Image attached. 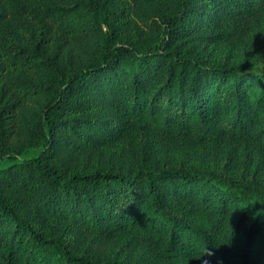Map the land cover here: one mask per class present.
<instances>
[{
	"label": "trees",
	"instance_id": "16d2710c",
	"mask_svg": "<svg viewBox=\"0 0 264 264\" xmlns=\"http://www.w3.org/2000/svg\"><path fill=\"white\" fill-rule=\"evenodd\" d=\"M263 6L0 0V264H150L81 248L124 234L167 264H264V51L206 54ZM158 138L247 141L258 164L166 161ZM105 153L118 170L84 168Z\"/></svg>",
	"mask_w": 264,
	"mask_h": 264
},
{
	"label": "rangeland",
	"instance_id": "374dc122",
	"mask_svg": "<svg viewBox=\"0 0 264 264\" xmlns=\"http://www.w3.org/2000/svg\"><path fill=\"white\" fill-rule=\"evenodd\" d=\"M256 47L264 51V6L249 19L247 29L239 37L212 44L206 49V54L212 62L223 61L234 64L242 62L245 55L254 51ZM251 69L261 71L263 67L257 65ZM131 135H133V131H125L121 139ZM156 140L151 141L155 154L158 158L166 161H184L188 165L205 170H226V172L235 175L241 174L246 166L248 167L247 170L251 172L258 164V158H256L252 147L247 141H235L230 144V141L225 140L215 146L202 143L207 148L196 150V147L182 142L160 138ZM229 150H232L231 157L233 156L237 160L235 166L239 165V167L235 168L233 162L226 163L225 155ZM31 153L32 151L28 150L19 158L27 157ZM9 161L12 162L13 160ZM83 166L87 170H118L119 163L105 153L88 158ZM260 171L264 178V164L261 166ZM107 241H109V245L103 243L101 246L88 248L87 245L83 244L81 248L83 250L87 249L89 254L101 261L120 259L127 256L130 258H145L150 264H167L149 253L141 244L126 237L125 234L110 236Z\"/></svg>",
	"mask_w": 264,
	"mask_h": 264
}]
</instances>
